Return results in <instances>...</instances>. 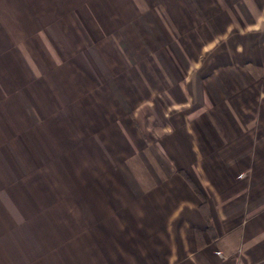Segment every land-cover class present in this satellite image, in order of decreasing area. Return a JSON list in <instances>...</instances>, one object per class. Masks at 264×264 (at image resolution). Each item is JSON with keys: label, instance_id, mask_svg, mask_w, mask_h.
<instances>
[{"label": "crops", "instance_id": "crops-1", "mask_svg": "<svg viewBox=\"0 0 264 264\" xmlns=\"http://www.w3.org/2000/svg\"><path fill=\"white\" fill-rule=\"evenodd\" d=\"M0 264H264V0H0Z\"/></svg>", "mask_w": 264, "mask_h": 264}]
</instances>
